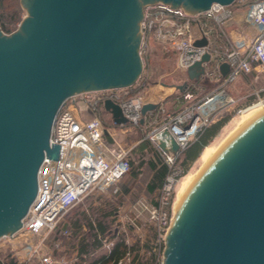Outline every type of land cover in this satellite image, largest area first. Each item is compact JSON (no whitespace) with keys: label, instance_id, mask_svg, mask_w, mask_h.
Here are the masks:
<instances>
[{"label":"water","instance_id":"obj_1","mask_svg":"<svg viewBox=\"0 0 264 264\" xmlns=\"http://www.w3.org/2000/svg\"><path fill=\"white\" fill-rule=\"evenodd\" d=\"M236 0H19L27 17L0 29V239L19 230L37 192L55 116L72 95L133 86L143 71L139 48L143 7L161 2L189 13ZM207 44L203 37L194 46ZM190 66L197 81L202 63ZM222 76L229 65L221 64ZM180 91L184 86L177 87ZM157 104H143L140 124ZM114 125H128L120 107L103 104ZM158 148L177 155L167 129ZM162 264H264V113L226 139L187 188L165 236Z\"/></svg>","mask_w":264,"mask_h":264},{"label":"built area","instance_id":"obj_2","mask_svg":"<svg viewBox=\"0 0 264 264\" xmlns=\"http://www.w3.org/2000/svg\"><path fill=\"white\" fill-rule=\"evenodd\" d=\"M140 31L142 39H148L144 34L147 31L162 48L176 53L179 71L186 73L190 66L208 54L209 60L202 63L203 73L199 79H187L182 85L184 90H197L199 82L212 85L211 91L201 97L185 93L183 100L196 99V102L175 114L166 113L165 121L149 133L148 139L168 167L160 189V203L149 205L150 218L157 221L160 236L167 231L169 214L166 208L171 205L172 192L182 176V170L175 167L178 156L209 126L216 105L229 102L228 89L233 83L241 76L264 72V0H236L228 6L212 4L207 10L196 13L161 2L149 4L143 7ZM231 31L236 34L235 38L231 37ZM203 37L207 44L194 46V42ZM140 50L142 45L139 48L141 56ZM224 63L229 65V71L222 76L219 67ZM131 88L82 92L67 98L59 108L49 139L50 146L52 143L60 145L59 158L44 157L37 174L35 198L19 230L1 238L15 239L22 232L30 239L38 238L36 243L30 240L23 244L20 248L23 257L17 264H31L32 259L37 264H71L63 255L57 259L54 250L44 243L62 215L88 195L106 193L128 174L129 152L117 143L115 131L105 127L99 113L101 108L104 109V102L111 100L120 107L130 125L140 127V109L151 102L141 95H131ZM160 110L164 114V110ZM164 129L179 146L177 155L162 152L155 143V134ZM105 136L109 137L110 143ZM127 227L130 228L127 225L121 232ZM115 232L113 239H102V247L110 250L114 246L120 234L118 228ZM71 234L69 229L63 232L67 241ZM129 240L128 236L125 239L127 245H130ZM162 240L165 241V237ZM129 256L127 253L125 258Z\"/></svg>","mask_w":264,"mask_h":264},{"label":"rangeland","instance_id":"obj_3","mask_svg":"<svg viewBox=\"0 0 264 264\" xmlns=\"http://www.w3.org/2000/svg\"><path fill=\"white\" fill-rule=\"evenodd\" d=\"M26 17L27 13L25 9L20 6L19 0H0V24L3 22L10 29L8 32H5L2 31L0 27L4 34L9 35L15 32L21 21ZM194 31L197 33V29H194ZM144 34L148 39H142L141 36L140 46L142 45V50L140 51L142 54L143 71L140 79L132 86L130 92L131 95H141L151 103H164V114L162 113L159 115L158 122L162 119L165 121L164 115L167 112L172 114V112L175 111L173 112V114H175L179 110L195 103L196 99L183 100V98H181L180 90L177 87L181 86L188 77L185 72L177 69L176 53L171 49L168 50L162 48L158 42H155L154 39L151 38V35H148L149 33L147 34V31ZM198 85L202 88V91L199 89L201 93H199L200 91H198V93L203 95L209 93L212 88V86L207 87L208 83L205 82H199ZM134 88H136L137 91H135ZM263 92L264 72H258L256 75L249 74L241 76L230 86L228 89L229 102L216 105L217 110L209 124L211 125L220 119L228 117L227 122L220 128L217 135L210 142L209 145L211 147L217 148L220 145L229 133L235 129L238 121L244 113L250 109L259 108L261 105L256 104L260 101H262L264 105V97L261 96V93ZM176 98H178V103L175 102ZM99 117L104 122L106 128L116 131L115 139L117 143L129 152L128 159L132 163L130 172L139 171V174L136 179H131L129 174L125 175L119 183L109 191H106V193L88 195L82 199L80 207L81 209L84 208L87 210V214H92L91 210L87 209L89 203L92 204L94 209H98V207L104 205L105 202L110 203V208L115 207L116 214L114 218L108 219L110 223L108 231H110V233H108L103 240L106 241L108 239H113V233H115L116 228H118L121 234V229L129 225L130 234H128V236L130 238V245L137 242L139 243V246H141L139 251V263L162 264L165 247V241L162 239L166 236L171 227L172 219L174 217L173 205L178 187L181 180L186 175L195 173L201 167L200 158L190 166L186 175H182L178 179L172 192L171 205L166 208L169 214L168 225L166 228L167 231L159 236L157 221L150 218L149 205L156 206L160 203L161 187L158 191L152 194H148L146 191V183L151 175L147 162L149 159H152L158 163V159L153 154V151L150 150L152 146L146 148L142 154L137 149L139 145L144 144L146 141H150L148 136L155 126L151 128L147 126L148 122L145 121L144 125L140 126V128L134 127L130 124L121 127H114L110 115L102 108ZM160 159L163 160L162 156H160ZM140 163L142 166L139 167ZM175 167L180 169L179 162H176ZM125 189H127V192H124ZM154 203H156V205H154ZM73 213L74 211H69L62 215L54 231L48 235L49 239L44 244L48 246V249L52 248L54 250L53 254L57 259L62 258L63 255L71 261V264H78L80 259L76 248L79 246L80 237L87 235V229L82 225V229L79 231L78 235H75L76 237L71 234L72 237L68 241L66 240L67 237H64L63 232L65 229H68L66 228L68 217H71ZM150 229L156 232V238H152ZM128 236H126L125 239ZM119 238L120 236L118 239ZM122 238H124V235ZM30 240L36 243L38 238L30 239L24 234V232H22L19 235L17 234L15 239H1L0 264H5L6 261L10 260H14L15 264L21 261L23 253L20 248L23 247L24 243L29 242ZM99 240L102 241V239ZM146 244L148 245L146 247L148 249L145 248ZM67 248H69L68 251L66 250ZM18 249H20V251ZM107 251H109V249L104 246L102 247L101 245L99 249L91 254L98 257ZM151 255H154V261L151 260ZM130 258L131 257L129 256L126 260L129 261ZM82 259L83 261L81 264H88L89 260L87 261V259H89V256ZM31 264H37L36 260L32 259Z\"/></svg>","mask_w":264,"mask_h":264},{"label":"trees","instance_id":"obj_4","mask_svg":"<svg viewBox=\"0 0 264 264\" xmlns=\"http://www.w3.org/2000/svg\"><path fill=\"white\" fill-rule=\"evenodd\" d=\"M0 27L2 31L5 32H8L10 30L8 26L3 22H1ZM134 89L135 91H137L136 88ZM261 96L264 97V92L261 93ZM227 120L228 117L220 119L217 122L206 127L193 141L190 142L189 146L179 155L176 162H179V166L182 170L183 176L187 174L190 166L199 158L202 150L210 144L212 139L217 135L218 131L227 122ZM105 139L108 143L111 142L108 136H105ZM149 146H152L150 150L153 151V154L158 159V163L152 159H149L147 162L151 175L148 182L146 183V191L148 194H152L158 191L162 186L164 179L168 174V167L166 166L164 161L160 159V155L157 149L150 141H146L144 144L139 145L137 149L142 154ZM129 163L131 168L132 163L130 162V160ZM140 166H142L141 163L139 164V167ZM128 174L131 179H136L139 171L130 172L129 170ZM124 192H127V189H125ZM81 204L82 203H78L70 210L74 211V213L71 217H68V223L66 224V228L71 230L72 235L74 236L79 234V231H81L82 229V225H84V227H86L87 229V235L81 236L79 240V246L77 249L80 262L78 264L82 263V258H86L88 256V264H118L120 260H123L121 264H142V262L139 263V251L141 249L139 243L136 242L133 245H127L125 242V237L130 234L129 227H127L126 231H123L121 234H119L120 238L118 239L119 236L117 237L114 246L109 251L102 253L98 257L92 255L91 253L101 247V240H99V237L103 239L108 235V233H110V231H108L110 226L108 219L114 218L116 211L115 207H112L113 209L110 208V203L108 202H105L104 205H100L98 209H94L92 207V204L89 203L87 209L91 210L92 214H87V210H85L84 208L81 209ZM154 205H156V203H154ZM105 208L107 209L104 210ZM150 231L152 233V238H156V232L152 231V229H150ZM123 235L124 238H122ZM147 246L148 245L146 244L145 248ZM127 253H129L131 257L129 261H127L125 258ZM154 259V255H151V260L154 261ZM5 264H15V261H6Z\"/></svg>","mask_w":264,"mask_h":264},{"label":"bare ground","instance_id":"obj_5","mask_svg":"<svg viewBox=\"0 0 264 264\" xmlns=\"http://www.w3.org/2000/svg\"><path fill=\"white\" fill-rule=\"evenodd\" d=\"M256 105H261V106H259V108H257V109H250L249 111L244 113L241 116L240 120L238 121L235 129L231 133H229V135L220 143V145L217 148H213L210 145H208L207 147H205L202 150L200 157H199L200 161H201V167L195 173H190V174L186 175L180 182V185L178 187L177 194H176V199H175V202L173 205L174 217L172 219L171 226H172L173 222L177 219L178 206H179L181 200L183 199V197L187 191V188L202 174L206 165L215 158L216 154L218 153V151L220 150V148L222 147V145L224 144L226 139L229 138L230 136H232L233 134H235L240 129L249 125L250 123H252L256 119H258L264 113L263 103H257Z\"/></svg>","mask_w":264,"mask_h":264},{"label":"crops","instance_id":"obj_6","mask_svg":"<svg viewBox=\"0 0 264 264\" xmlns=\"http://www.w3.org/2000/svg\"><path fill=\"white\" fill-rule=\"evenodd\" d=\"M230 35H231V37L232 38H235L236 37V34L234 33V32H230ZM141 77V76H140ZM210 86H212L210 83H208V86L207 87H210ZM196 87H197V90H192V89H187V90H182V91H180V94H181V98H182V96L185 94V93H187V92H190V93H192L193 94V97H195V96H197V97H201L203 94H199V93H201V91H202V88L198 85V84H196ZM201 91H200V90ZM209 89V88H208ZM198 91H200L199 93H198ZM211 91V90H210ZM206 92V91H205ZM206 95V94H205ZM204 96V95H203ZM176 103H178V98H176V101H175ZM156 104V103H155ZM158 106H157V110H154V111H152V112H150V113H148L147 115H146V118H145V121H147L148 122V124H147V126H149V127H153V126H158V125H161L164 121H163V119L160 121V122H158L159 121V115L160 114H162L160 111V109H162V110H165V105H164V103H160V104H157ZM177 107V106H176ZM173 112H175V111H173ZM172 112V113H173ZM168 113V112H167ZM165 116V115H164ZM145 121H144V123H145ZM144 125V124H143ZM140 126H142V125H140ZM114 127H117L116 125H114ZM140 128V127H139ZM116 132V131H115Z\"/></svg>","mask_w":264,"mask_h":264}]
</instances>
